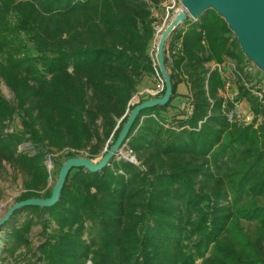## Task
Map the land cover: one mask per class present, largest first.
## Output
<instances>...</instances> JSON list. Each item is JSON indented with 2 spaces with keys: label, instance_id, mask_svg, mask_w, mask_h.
<instances>
[{
  "label": "trees",
  "instance_id": "16d2710c",
  "mask_svg": "<svg viewBox=\"0 0 264 264\" xmlns=\"http://www.w3.org/2000/svg\"><path fill=\"white\" fill-rule=\"evenodd\" d=\"M163 1L0 0V174L10 165L27 176L17 202L51 197L48 155L67 153L61 169L116 142L130 103L157 79L153 7ZM166 54L173 96L132 128L126 151L137 163L74 169L58 204L26 207L0 228V264H264V96L250 61L212 9L188 19ZM231 64L233 99L223 96ZM182 83L190 117L170 114ZM244 101L250 124L237 118Z\"/></svg>",
  "mask_w": 264,
  "mask_h": 264
},
{
  "label": "water",
  "instance_id": "95a60500",
  "mask_svg": "<svg viewBox=\"0 0 264 264\" xmlns=\"http://www.w3.org/2000/svg\"><path fill=\"white\" fill-rule=\"evenodd\" d=\"M183 9L166 26L160 36L155 53L156 66L165 85V93L161 97L146 101H137L135 97L130 105L135 107L129 113L127 122L116 142L106 149V154L99 160H91L87 156L68 159L61 167L56 184L52 188L50 198H30L16 202L0 218V228L18 211L26 207L51 208L61 200L66 180L74 169H85L89 173H101L114 158H124L137 163L135 157L126 155V142L141 113L148 109L166 106L173 96V82L167 66V49L174 33L188 20L198 21L208 10H214L228 23L231 31L238 39L244 54L257 59L264 67V0H182ZM248 58V57H247Z\"/></svg>",
  "mask_w": 264,
  "mask_h": 264
},
{
  "label": "rangeland",
  "instance_id": "374dc122",
  "mask_svg": "<svg viewBox=\"0 0 264 264\" xmlns=\"http://www.w3.org/2000/svg\"><path fill=\"white\" fill-rule=\"evenodd\" d=\"M164 2H165V0L162 2L161 6L159 8L153 7V12H154L155 16L157 18H159L158 27L159 26L162 27L163 25L165 26L162 29H160L159 31L156 30V40L154 42L153 49H152L153 54L156 53V47H157V43H158L160 36L162 35L166 26L172 20V18H171L166 22V24H164V21L166 19V15H167L166 10L163 7ZM178 13L179 12H175L174 13L175 16ZM247 57H248V60L250 61V63L247 66V73L252 78L250 85L257 87V90L260 91L261 93H258V92H256V93L258 94V96L260 98H262L261 95L264 96V67L260 64V62L257 59H255L251 56H248V55H247ZM154 59H155V56H154ZM155 65H156V61H155ZM215 68H216V65H212L211 69L214 70ZM231 71H234V65L233 64H231L229 66L228 72H225L226 77L229 79V81H228L229 84L227 87V91L225 93H223V96L225 98L233 99L237 94V86H236L237 80L234 76V72H231ZM155 82H156L155 87L151 90L146 89L145 91L142 92L143 94L142 93L138 94V98H136L134 103H137V101H141V97H143V96L148 97L150 95L153 98H156L159 95H161V93L164 90L165 85H164L159 73L157 75V79ZM159 85L163 86V90L160 89L157 92V90H158L157 88ZM1 90H2V94L9 101L15 103L14 94L4 83L1 84ZM191 104H193V100L190 96L186 97V96L177 94L176 98L172 101V104H171L172 107L170 109V114L175 115V114H180L182 112H186L188 106ZM237 118L241 122H244L247 124L252 123V121L254 119V115L251 111L250 105L246 101L237 104ZM261 120H262V117H261ZM14 129L21 130V124L19 121L16 122ZM31 149H32V147L30 146V144H24L20 147V151H25V152H29ZM66 155H67V153L64 152L61 154L48 155L46 157V159H47L46 166H47L48 172L50 174L49 185H48L47 190H49V189L51 190L53 188V186L56 184L57 179H58V175H59V171H60L61 163L66 159ZM83 155L87 156V154H83ZM126 155L129 158H131L130 152H126ZM26 180H27V176L23 172H21L20 170L12 167L10 165H7L6 170L2 174H0V218L2 216H4V214L17 202V199L25 192ZM40 233H41L40 227H35L33 232L30 235V239L32 240V246H33L34 250H36L37 247L42 242ZM1 238H2V236L0 237V239ZM23 259L24 258H21L19 260V262H22ZM89 264H92V263H89Z\"/></svg>",
  "mask_w": 264,
  "mask_h": 264
},
{
  "label": "built area",
  "instance_id": "2783aa9c",
  "mask_svg": "<svg viewBox=\"0 0 264 264\" xmlns=\"http://www.w3.org/2000/svg\"><path fill=\"white\" fill-rule=\"evenodd\" d=\"M164 9L166 10V19L164 21V24H166V22L169 19H173L175 17V12H180L183 9L182 6V0H165L164 4H163ZM163 27H165L164 25L161 27H157L156 29L159 31L160 29H162ZM217 67V66H216ZM219 69L221 70V67L218 66ZM231 72H236V68L234 67V71ZM157 92L161 89L163 90V86L159 85L157 88ZM262 99H263V95H261ZM194 112V105L191 104L188 106L187 110H186V116L190 117L193 115Z\"/></svg>",
  "mask_w": 264,
  "mask_h": 264
},
{
  "label": "crops",
  "instance_id": "0c3cea01",
  "mask_svg": "<svg viewBox=\"0 0 264 264\" xmlns=\"http://www.w3.org/2000/svg\"><path fill=\"white\" fill-rule=\"evenodd\" d=\"M156 79L154 80V82H152L151 83V85L148 87V86H146L143 90H142V92L143 91H145L146 89H153L154 87H155V85H156ZM141 92V93H142ZM190 86L188 85V84H186V83H182V84H180L179 85V87H178V94H180V95H183V96H190ZM143 94V93H142Z\"/></svg>",
  "mask_w": 264,
  "mask_h": 264
}]
</instances>
